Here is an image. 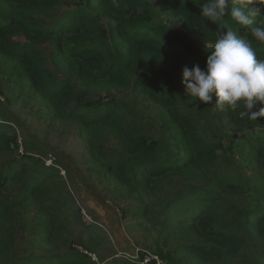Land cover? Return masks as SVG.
Listing matches in <instances>:
<instances>
[{"label":"trees","instance_id":"obj_1","mask_svg":"<svg viewBox=\"0 0 264 264\" xmlns=\"http://www.w3.org/2000/svg\"><path fill=\"white\" fill-rule=\"evenodd\" d=\"M202 1L0 0L4 76L14 90L12 101H31L51 121L105 130L115 144L96 158L104 175L137 186L146 197L162 184L193 185L167 193L160 210L144 204L131 214L159 226L154 254L165 264H264V118H241L242 108L225 107L215 131L181 109L202 104L186 94L183 69H203L210 55L206 43L223 31L200 16ZM156 2L169 24L181 27L182 38L154 23ZM254 6L264 15V6ZM240 34L252 39L250 29ZM190 38L198 52L186 42ZM252 44L264 59V44ZM122 90L154 109L162 136L147 138L135 112L111 98ZM94 92L105 98L86 100ZM4 127L0 154H15L19 146ZM16 157L0 169V264H94L101 237L63 201L59 171L28 153ZM30 209L37 213L30 248H54L71 227L83 226L78 247L42 261L33 251L19 252L10 228Z\"/></svg>","mask_w":264,"mask_h":264},{"label":"rangeland","instance_id":"obj_2","mask_svg":"<svg viewBox=\"0 0 264 264\" xmlns=\"http://www.w3.org/2000/svg\"><path fill=\"white\" fill-rule=\"evenodd\" d=\"M158 4L156 2L153 9L154 23L163 25L168 31L182 38L184 32L181 27L169 24L165 16L157 11ZM224 23L237 26L230 17H226ZM186 42L195 51H199V44L192 38ZM44 46L42 45V49ZM2 64L0 59V125L5 126L7 135L12 137L19 147L15 154L14 151L0 154V169L10 164L13 159L19 160L17 155L28 153L59 171L63 185V201L74 210H79L81 221L91 226L101 237L91 256L94 264H106L111 261L134 264L144 255L156 256L154 250L158 242L156 230L159 226L144 219H134L131 214L138 206L144 204L160 210L166 204L167 193L193 185L162 184L158 192L146 197L137 186H124L112 174L104 175L95 162L98 155L107 154L114 148L115 142L111 136L105 130L87 131L72 121H51L40 113L31 101H12L14 90L4 76ZM89 96L91 97L86 100L105 98L104 93L99 95L94 92ZM110 96L122 107L127 106L135 112V121L147 138L153 140L162 136L156 112L136 93L131 90L113 91ZM181 109L198 116L201 122L208 123L212 130L219 131L217 124L221 110L215 106L202 103L199 106L184 105ZM235 159L238 161L237 157ZM240 167L245 175L251 174L249 170L242 168L243 166ZM45 206L50 208L47 202ZM36 215V210L30 209L18 214L12 221L10 229L17 232L16 245L19 252L33 251L39 261H42L41 258L49 253L66 252L70 245L78 247V242L84 235L83 226L71 227L54 248H30L31 230L36 222Z\"/></svg>","mask_w":264,"mask_h":264},{"label":"clouds","instance_id":"obj_3","mask_svg":"<svg viewBox=\"0 0 264 264\" xmlns=\"http://www.w3.org/2000/svg\"><path fill=\"white\" fill-rule=\"evenodd\" d=\"M264 6V0H204L198 7L205 20L212 21L223 30L214 42H207L205 67L198 64L185 67L182 84L192 100L213 105L223 111L242 108L241 118H264V107L253 111L257 104L264 105V59L257 58L252 40L264 44V15L254 5ZM230 17L233 28L224 23ZM260 17L259 23L257 18ZM250 29L251 40L240 34Z\"/></svg>","mask_w":264,"mask_h":264},{"label":"built area","instance_id":"obj_4","mask_svg":"<svg viewBox=\"0 0 264 264\" xmlns=\"http://www.w3.org/2000/svg\"><path fill=\"white\" fill-rule=\"evenodd\" d=\"M154 261L155 264H165L162 259L157 256L144 257L143 260H140V264H149V262Z\"/></svg>","mask_w":264,"mask_h":264}]
</instances>
